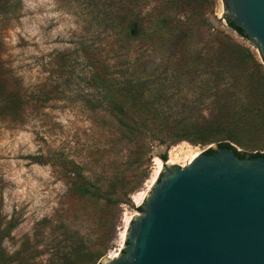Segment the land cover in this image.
<instances>
[{"label": "rangeland", "instance_id": "obj_1", "mask_svg": "<svg viewBox=\"0 0 264 264\" xmlns=\"http://www.w3.org/2000/svg\"><path fill=\"white\" fill-rule=\"evenodd\" d=\"M165 1L160 6L148 0L136 11L155 12L159 6L162 16L182 19L181 9ZM122 4L133 6L129 0ZM102 8L90 0H0V59L7 79L5 91L0 90V264H101L119 252L130 222L141 214L158 171L156 158L163 166L169 160L185 166L193 155L219 144L184 140L170 145L150 137L145 145L120 141L100 87L123 100L120 82L128 70V78H149L148 98L156 99L166 88L176 95L172 106L185 102L191 94L185 81L205 78L224 64L229 76L239 72L230 55H219L215 29L261 59L259 50L228 26L223 0H216L206 24L187 30L182 52L174 46L165 53L156 50L139 39L141 22L134 16L121 22L118 9L113 21ZM191 12L196 9L186 15ZM172 75L183 80H170ZM239 136L242 144H233L239 151L264 153V124ZM74 169L107 191V180L117 173L119 183L107 193L111 204L71 195ZM141 179L142 186L131 192ZM98 251L101 258L89 259ZM65 253L72 259L62 263Z\"/></svg>", "mask_w": 264, "mask_h": 264}, {"label": "water", "instance_id": "obj_2", "mask_svg": "<svg viewBox=\"0 0 264 264\" xmlns=\"http://www.w3.org/2000/svg\"><path fill=\"white\" fill-rule=\"evenodd\" d=\"M224 4L264 60V0ZM101 264H264V155L219 143L185 166L165 163L117 256Z\"/></svg>", "mask_w": 264, "mask_h": 264}, {"label": "trees", "instance_id": "obj_3", "mask_svg": "<svg viewBox=\"0 0 264 264\" xmlns=\"http://www.w3.org/2000/svg\"><path fill=\"white\" fill-rule=\"evenodd\" d=\"M90 1L100 2L103 6V16L109 17L113 21L115 15L117 17V12L120 14V10L123 12L121 22H125L128 17L134 16L137 19V21L135 19L136 22H141V27L138 24L139 39L147 41L145 42L147 44H153L155 49L162 53H165L169 46L177 47L182 52L181 42L187 37V30L198 22L206 24L209 14L214 10L216 4V0H166L163 5L179 8L184 15L182 19L175 20L172 16H162L159 6L155 8V12L136 11V7L140 4L144 5L148 0H129V4L133 6L128 7L122 4L125 0ZM153 1L162 6L161 0ZM223 1L225 3V0ZM191 8L196 9V12H191L187 16L186 13ZM195 20L197 22H194ZM226 21L228 26L237 32L244 41L258 49L254 41L241 28L229 19ZM149 29L153 31L147 37ZM215 30L216 33L213 35L220 45L219 55L221 57L226 56V54L230 55L238 63L239 72L229 76L227 71H230V68L226 69V64H224L219 65L213 72H209L205 78L184 80L185 85L183 87L186 88L187 92L191 91L185 102L172 106L171 99L176 95L174 93L169 95L166 88L158 90L156 99L148 98L146 90L149 89L147 86L149 78L135 79L131 76L128 78L124 76L128 70L122 72H125L122 78L124 80L120 82L125 91L120 94L123 100L119 101L114 98L111 89L108 90L110 93L108 96L107 88H99L110 114L116 119L121 135L120 141H128L135 145L143 142L145 145L146 138L150 137L153 140L158 139L162 143L168 142L171 145L184 140L200 143L214 140L219 142L220 146L233 148L240 157L264 155V153H258L248 156L233 145L234 143L242 144L239 136L242 130L261 123L264 124V60L260 59L249 46L236 43L230 40L223 31ZM142 44L144 45V42ZM178 50H173L172 54H177ZM92 67L94 69L95 66ZM186 75H184L185 78H187ZM182 76L172 75L170 80L174 78L180 82L183 80ZM6 80L0 59V90L3 92L5 91ZM156 87H158L157 84ZM207 151L213 153V150ZM161 157L166 159L165 155ZM69 176L72 179L68 188L71 195L81 198L103 199L107 206L112 202L107 195L108 191L113 193L119 183L117 173L111 175L107 180L106 184L110 187L108 191L107 189L104 190V184L93 181L78 169L71 170ZM143 181L142 179L135 181L132 190L129 189V191L134 192L139 189ZM68 238L70 236L65 241H69ZM82 242L83 244H79V248L84 247V241ZM69 254L63 255L62 263L71 261L72 258ZM103 255L102 252L98 251L92 256L89 255V259L92 257L99 259Z\"/></svg>", "mask_w": 264, "mask_h": 264}, {"label": "bare ground", "instance_id": "obj_4", "mask_svg": "<svg viewBox=\"0 0 264 264\" xmlns=\"http://www.w3.org/2000/svg\"><path fill=\"white\" fill-rule=\"evenodd\" d=\"M197 155H198V154L193 155L192 158L190 159V161H192ZM190 161H189V162H190ZM171 162H172L171 160L168 161V163H171ZM156 163H157V165H158V171H157L156 177H155V178L153 179V181H152V184H155L156 179H157V176H158L159 173L161 172V169H162V166H163V161H162L160 158H156ZM117 254H118V253H115L113 256H111V258H114L115 256H117Z\"/></svg>", "mask_w": 264, "mask_h": 264}]
</instances>
